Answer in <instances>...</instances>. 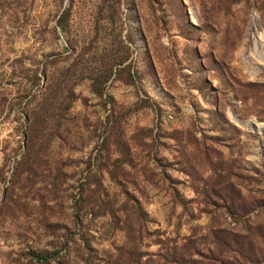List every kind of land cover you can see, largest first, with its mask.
Segmentation results:
<instances>
[{
    "label": "rangeland",
    "instance_id": "1",
    "mask_svg": "<svg viewBox=\"0 0 264 264\" xmlns=\"http://www.w3.org/2000/svg\"><path fill=\"white\" fill-rule=\"evenodd\" d=\"M130 253L264 264V0H0V264Z\"/></svg>",
    "mask_w": 264,
    "mask_h": 264
},
{
    "label": "trees",
    "instance_id": "2",
    "mask_svg": "<svg viewBox=\"0 0 264 264\" xmlns=\"http://www.w3.org/2000/svg\"><path fill=\"white\" fill-rule=\"evenodd\" d=\"M64 28V27H63ZM117 61L115 60V64H117L116 63ZM110 70H111V73L108 75V76H106V78H104L103 80H101V79H95V82L93 83V87H94V89H95V92H97V93H99V94H102L103 93V89H104V86H105V84H106V82L110 79V77L112 76V74L114 73V66H110ZM39 118H38V116L35 118V121L33 122V130H34V127L35 126H37V128H35V132H37L39 129H38V126H39ZM115 125V124H114ZM113 125V126H114ZM131 255H134V254H132V253H130V255H129V258L132 260V259H134L135 257H133V256H131ZM39 256V258H47V256H45V255H43V254H40V255H38ZM179 261V260H178ZM177 261V262H178ZM133 262L135 263V264H138V259L137 258H135L134 260H133ZM115 264H120L119 263V260H116L115 261ZM141 264V263H140Z\"/></svg>",
    "mask_w": 264,
    "mask_h": 264
}]
</instances>
